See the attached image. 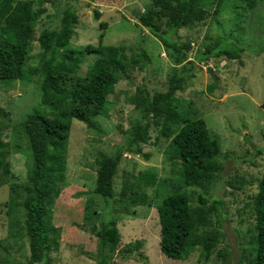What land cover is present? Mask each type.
<instances>
[{"label":"rangeland","instance_id":"rangeland-1","mask_svg":"<svg viewBox=\"0 0 264 264\" xmlns=\"http://www.w3.org/2000/svg\"><path fill=\"white\" fill-rule=\"evenodd\" d=\"M248 1L222 0L217 9L207 6L202 21L174 33L168 30L169 38L181 47L177 64L172 63L165 46L139 22V16L151 8L150 0L42 3L45 12L37 21L34 39L42 28H59L63 8L71 5L78 15L71 48L95 45L99 22L105 21L103 43L124 45L127 56L142 55V61L116 84L108 96L106 114L94 118L96 129L72 119L65 181L58 185L59 196L50 206L52 222L60 229L59 246L49 253L47 261L38 264H96L94 233L101 219H115L120 232L112 264H252L250 243L255 234V217L251 200L264 169V0H256L253 8L248 7ZM96 12H100L98 16ZM162 26L165 27L164 19ZM231 43L241 49L238 57L213 55L216 47L228 48ZM207 48L212 51L207 58H201ZM40 53L34 40L27 69L38 63ZM96 57L94 53L83 54L80 75ZM174 68L183 77L182 89L176 92L179 111L185 116L204 118L220 144L209 181L203 186H183L195 218L202 210L205 228L221 232L219 243L201 262L197 260L199 247L183 260L169 258L159 249L157 203L172 190L170 182H181L180 161L165 152L170 137L161 132L163 119L155 124L156 117H144L132 101L138 88L151 95L165 92ZM0 108L4 110V114L0 113V137L10 146L6 165L0 169V264H27L29 245L22 200L32 155L21 123L34 108L48 110L40 104L37 77L0 81ZM139 120L149 124L150 138L140 143V153H134L128 147L129 130ZM100 153H120L112 199L93 193ZM145 171L156 175L155 184L147 185L142 180ZM200 194L206 198L205 203L200 202ZM213 200L221 201L219 216L209 209ZM196 228L199 233L201 225ZM132 242H137L138 250L125 254L123 249Z\"/></svg>","mask_w":264,"mask_h":264},{"label":"trees","instance_id":"trees-1","mask_svg":"<svg viewBox=\"0 0 264 264\" xmlns=\"http://www.w3.org/2000/svg\"><path fill=\"white\" fill-rule=\"evenodd\" d=\"M48 0H0V81L23 80L37 77L40 104L47 111L34 108L26 114L21 128L27 136L32 162L27 165V182L23 185L24 230L28 239L27 264H38L49 259V253L59 246L60 229L51 219L50 206L59 196V184L65 181L68 139L71 121L76 118L88 128L96 129L94 118L105 115L108 96L127 72L142 61V55L127 56L124 45L104 44L107 22L100 21L97 43H88L80 50L70 47L78 15L71 5L61 13L59 28H42L34 39V29L45 12L42 3ZM222 0H150L151 8L139 16V22L165 46L173 64L179 62L181 47L169 38L179 28L191 26L206 17V9H217ZM256 0H249L253 8ZM100 12H96L98 16ZM164 25L162 26V20ZM172 33V34H173ZM36 40L41 49L38 63L27 69L26 61L32 42ZM218 46V45H217ZM185 48H189L186 45ZM240 48L231 43L228 48L218 46L214 56L229 58L239 56ZM211 48L201 53L205 57ZM94 53L97 57L84 75L79 74L83 54ZM189 64H194L191 60ZM183 77L174 68L168 76L165 92H149L138 88L132 97L135 109L144 117L152 114L155 124L163 119L161 132L170 137L165 152L171 159H179L181 182H170L172 190L157 203L160 225L159 249L169 258L183 260L200 248L198 261L209 258L212 248L219 243L221 232L207 230L202 210L197 219L190 206L184 185L203 186L216 168L220 144L204 118L185 116L178 109L176 92L182 89ZM264 109V102L261 104ZM0 113L4 110L0 108ZM128 147L140 153V143L149 138V124L137 121L132 124ZM9 143L0 137V169L6 165ZM148 157V155H146ZM120 153H100L93 193L104 198L114 197V176ZM147 185L156 183V175L142 172ZM183 182V183H182ZM125 189H123L124 191ZM122 191V192H123ZM124 194V193H122ZM201 203L206 202L199 195ZM255 234L251 237L252 264H264V169L258 190L253 195ZM221 201L213 200L209 209L220 215ZM201 225L197 233V225ZM96 237V264H112L120 242V232L115 219L100 221L94 233ZM137 242L128 243L125 254L138 250ZM224 256V254H223Z\"/></svg>","mask_w":264,"mask_h":264},{"label":"water","instance_id":"water-1","mask_svg":"<svg viewBox=\"0 0 264 264\" xmlns=\"http://www.w3.org/2000/svg\"><path fill=\"white\" fill-rule=\"evenodd\" d=\"M208 72H209L210 76H211L215 81H217V77L214 75V73L212 72V70H211V69H208Z\"/></svg>","mask_w":264,"mask_h":264}]
</instances>
